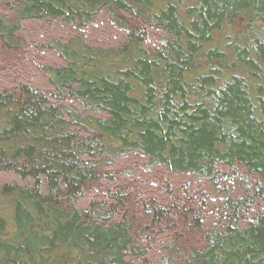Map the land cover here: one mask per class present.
<instances>
[{
  "label": "trees",
  "instance_id": "16d2710c",
  "mask_svg": "<svg viewBox=\"0 0 264 264\" xmlns=\"http://www.w3.org/2000/svg\"><path fill=\"white\" fill-rule=\"evenodd\" d=\"M0 264H264V0H0Z\"/></svg>",
  "mask_w": 264,
  "mask_h": 264
}]
</instances>
